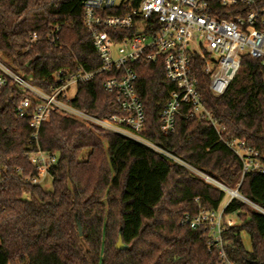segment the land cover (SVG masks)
Segmentation results:
<instances>
[{
  "label": "trees",
  "instance_id": "obj_1",
  "mask_svg": "<svg viewBox=\"0 0 264 264\" xmlns=\"http://www.w3.org/2000/svg\"><path fill=\"white\" fill-rule=\"evenodd\" d=\"M32 35L38 40L26 50ZM0 56L45 91L55 73L75 63L87 71L99 66L79 0H0ZM202 65L195 57L201 102L220 135L209 123L177 118L174 132L162 136L159 114L173 86L161 63H136L141 137L229 188L239 184L242 197L264 208V175L241 180V162L226 146L236 140L263 151L264 66L242 56L226 92L215 97ZM103 79L78 85L70 105L96 117L120 115L114 95L101 88ZM20 99L13 88L0 90V166L7 169L0 181V264H221L204 233L178 222L198 205L216 210L224 194L137 142L52 114L38 135L40 149L57 158L49 170L51 191L24 183L37 169L25 157L28 121L14 113ZM226 214L237 221L223 234L227 259L264 264V216L238 200ZM119 232L125 251L115 249Z\"/></svg>",
  "mask_w": 264,
  "mask_h": 264
},
{
  "label": "built area",
  "instance_id": "obj_2",
  "mask_svg": "<svg viewBox=\"0 0 264 264\" xmlns=\"http://www.w3.org/2000/svg\"><path fill=\"white\" fill-rule=\"evenodd\" d=\"M79 3L82 26L99 61L97 68L87 71L75 63L73 69L55 73L45 91L32 84V76L20 74L0 56V90L13 88L21 96L14 113L28 121L25 157L37 169L36 176L26 177L23 182L39 185L46 177L53 179L49 170L57 158L38 145L40 128L52 114L91 131L102 130L132 140L224 194V201L216 210L198 205L194 213H185L178 225L204 233L208 249L217 251L221 264H232L224 251L223 234L237 221L234 214H226L227 206L238 200L263 216L264 208L242 197L239 184L229 188L141 137L145 115L136 94L134 67L136 63H161L165 80L173 86L159 114L162 136L174 132L177 118L209 123L220 135L221 128L201 102L193 60L197 57L203 63L208 90L215 97L226 92L240 68L242 56L260 60L264 66V0H79ZM111 11L113 14H108ZM37 40L36 35L30 36L26 50ZM51 42L56 44L54 38ZM101 76L104 77L101 88L114 95L120 115L96 117L70 105L78 85ZM71 88L75 90L72 97ZM226 146L241 162V180L249 173L264 175V147L258 153L236 140ZM6 177L7 169L0 166V181Z\"/></svg>",
  "mask_w": 264,
  "mask_h": 264
},
{
  "label": "rangeland",
  "instance_id": "obj_3",
  "mask_svg": "<svg viewBox=\"0 0 264 264\" xmlns=\"http://www.w3.org/2000/svg\"><path fill=\"white\" fill-rule=\"evenodd\" d=\"M74 93H75V90L71 88L69 91V96L72 97ZM104 147L106 148L105 143H104ZM39 185L44 191H51V180L49 178L46 177ZM23 198L27 199V196L24 195ZM240 237H241V241L243 243L244 248L246 250H250V242H249V238L247 234L242 232Z\"/></svg>",
  "mask_w": 264,
  "mask_h": 264
},
{
  "label": "water",
  "instance_id": "obj_4",
  "mask_svg": "<svg viewBox=\"0 0 264 264\" xmlns=\"http://www.w3.org/2000/svg\"><path fill=\"white\" fill-rule=\"evenodd\" d=\"M115 249L118 251H125L128 249V247L122 243L120 232L118 234L117 242L115 244Z\"/></svg>",
  "mask_w": 264,
  "mask_h": 264
}]
</instances>
